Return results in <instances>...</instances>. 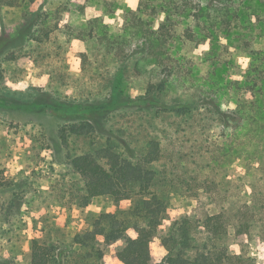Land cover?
Wrapping results in <instances>:
<instances>
[{"label":"trees","instance_id":"obj_1","mask_svg":"<svg viewBox=\"0 0 264 264\" xmlns=\"http://www.w3.org/2000/svg\"><path fill=\"white\" fill-rule=\"evenodd\" d=\"M37 2L0 0V7ZM167 7L165 22L156 28L142 13L128 10L124 31L116 36L103 20V14L114 12L113 2L81 0L78 10L87 24H65L69 38L59 50L74 49L79 41L104 44L103 53H97L107 63L101 73L103 93L85 92L76 100L43 90L4 91L5 101L20 103L1 104V112L30 110L59 121L58 139L83 182L73 201L88 207L93 198L106 196L117 207L97 218L93 229L74 236L72 244L80 247L79 254L71 250L62 259L56 244L34 240L33 264H75L74 255L85 263L100 261L110 247L116 264H259L254 257L231 252V223L225 212L201 219L174 218L168 208L179 193L205 190L229 195V189L222 191L220 176L228 181L237 160L252 164L264 157V52H253L245 76L211 74L203 82L197 69L174 55L175 44L169 41L176 38L173 18L192 17L194 24L184 35L199 46L213 44L216 33L205 27L209 21L204 7L193 0H172ZM54 14L33 12L22 34L28 32L36 45L49 44L62 29ZM210 21L211 25L212 15ZM0 42L5 45L8 40ZM6 60H17L16 53ZM213 64L222 75L226 66ZM1 67L0 62V83ZM85 70L91 73L86 63ZM136 71L142 80L133 88ZM250 186L244 205L253 209L250 203L257 196ZM16 204L12 202L11 209ZM243 214L240 208L232 213L236 219L232 224L236 238L249 241L253 220ZM159 244L167 250L164 257L158 252Z\"/></svg>","mask_w":264,"mask_h":264},{"label":"rangeland","instance_id":"obj_2","mask_svg":"<svg viewBox=\"0 0 264 264\" xmlns=\"http://www.w3.org/2000/svg\"><path fill=\"white\" fill-rule=\"evenodd\" d=\"M111 1L114 12L103 14V20L110 34L117 36L124 31L128 10L142 13L156 28L165 22L167 4L172 0ZM193 1L203 5L209 22L213 16V23L210 25L206 21L205 27L215 31V42L196 45L184 35L185 29L194 24L193 18L176 17L173 18L176 38L169 41L175 44L174 55L197 69L203 82L211 74L217 75L216 78H227L228 74L234 78L245 76L253 60V52H264V0H214L213 4L210 0ZM80 3L81 0H38L36 4L0 7V40H8L5 45L0 42L4 75L0 83V105L20 103L3 99L4 91L9 90H43L59 98L76 100L82 99L85 92L101 94L106 91L103 88L105 78L102 79L101 73L107 69V63L101 55L97 56L105 50L102 49L104 44L79 41L73 44L74 49L59 50L69 38L65 24L77 27L87 24L86 17L78 10ZM234 7L238 9L230 13ZM38 11L54 12L55 20L62 24L61 32L55 33L51 42L42 46L36 45L28 32L25 36L22 34L32 20L31 14ZM11 52L16 53L17 60H6ZM217 62L221 63L220 67L226 66L222 75L220 68L213 64ZM85 63L91 73L86 72ZM132 76V87L135 88L140 85L142 74L136 71ZM58 122L42 112L19 109L3 113L0 110V264H33L34 240L56 244L62 259L71 254V250L79 254L80 247L72 244L74 236L93 229L97 218L117 209L106 196L93 198L88 207H80L73 201L83 182L80 174L69 164L58 139ZM220 177L222 191L229 189V195H213L205 190L179 193L173 196L168 213L174 218L189 215L201 219L206 214L225 212L231 223V252L243 253L264 264V157L252 164L237 160L230 170L229 180ZM250 185H253L257 196L256 201L250 203L253 209L244 205ZM237 188L242 189V193ZM14 201L17 204L11 209ZM239 208L244 217L247 215L253 220V239L249 241L236 238V228L232 224L236 219L231 214ZM113 250L110 247L108 256L100 261L85 263L79 255H74L73 262L116 264L111 257ZM158 252L161 257L167 254L160 244Z\"/></svg>","mask_w":264,"mask_h":264}]
</instances>
